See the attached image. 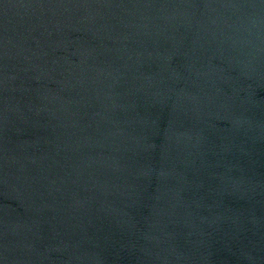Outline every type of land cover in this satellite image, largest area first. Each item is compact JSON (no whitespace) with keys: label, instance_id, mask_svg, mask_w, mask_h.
I'll list each match as a JSON object with an SVG mask.
<instances>
[{"label":"water","instance_id":"1","mask_svg":"<svg viewBox=\"0 0 264 264\" xmlns=\"http://www.w3.org/2000/svg\"><path fill=\"white\" fill-rule=\"evenodd\" d=\"M0 264H264V0H0Z\"/></svg>","mask_w":264,"mask_h":264}]
</instances>
